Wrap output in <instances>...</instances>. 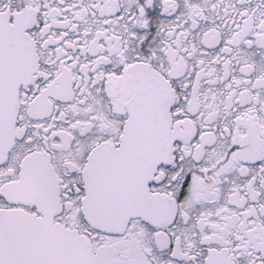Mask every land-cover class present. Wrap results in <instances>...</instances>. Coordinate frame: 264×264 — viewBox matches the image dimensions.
Returning <instances> with one entry per match:
<instances>
[{
    "label": "snow or ice",
    "instance_id": "obj_1",
    "mask_svg": "<svg viewBox=\"0 0 264 264\" xmlns=\"http://www.w3.org/2000/svg\"><path fill=\"white\" fill-rule=\"evenodd\" d=\"M0 264H264V0H0Z\"/></svg>",
    "mask_w": 264,
    "mask_h": 264
}]
</instances>
